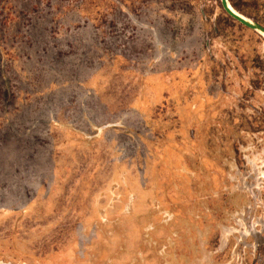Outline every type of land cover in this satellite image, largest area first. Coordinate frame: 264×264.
I'll list each match as a JSON object with an SVG mask.
<instances>
[{
    "label": "rangeland",
    "instance_id": "obj_1",
    "mask_svg": "<svg viewBox=\"0 0 264 264\" xmlns=\"http://www.w3.org/2000/svg\"><path fill=\"white\" fill-rule=\"evenodd\" d=\"M9 262L264 264V37L221 0H0Z\"/></svg>",
    "mask_w": 264,
    "mask_h": 264
},
{
    "label": "water",
    "instance_id": "obj_2",
    "mask_svg": "<svg viewBox=\"0 0 264 264\" xmlns=\"http://www.w3.org/2000/svg\"><path fill=\"white\" fill-rule=\"evenodd\" d=\"M221 3L223 5V8L225 11L232 16L235 20L240 22L241 24L245 25L248 28H251L260 34H264V25L261 23H258L251 18L247 17L243 13L239 12L237 9L233 7L231 2L229 0H221ZM1 264H24V263H1Z\"/></svg>",
    "mask_w": 264,
    "mask_h": 264
},
{
    "label": "trees",
    "instance_id": "obj_3",
    "mask_svg": "<svg viewBox=\"0 0 264 264\" xmlns=\"http://www.w3.org/2000/svg\"><path fill=\"white\" fill-rule=\"evenodd\" d=\"M231 2V4L233 5V7L235 9H237L239 12L243 13L244 15H247V13H245V11L243 10V8L241 7V5L239 4V0H229ZM228 14V13H227ZM229 15V14H228ZM230 16V15H229ZM232 19H234L232 16H230Z\"/></svg>",
    "mask_w": 264,
    "mask_h": 264
},
{
    "label": "bare ground",
    "instance_id": "obj_4",
    "mask_svg": "<svg viewBox=\"0 0 264 264\" xmlns=\"http://www.w3.org/2000/svg\"><path fill=\"white\" fill-rule=\"evenodd\" d=\"M264 37V34H261Z\"/></svg>",
    "mask_w": 264,
    "mask_h": 264
}]
</instances>
